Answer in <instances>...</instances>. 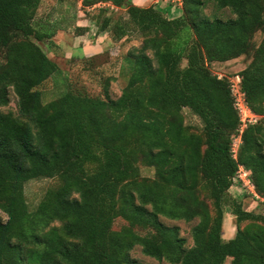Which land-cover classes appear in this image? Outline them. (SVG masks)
I'll use <instances>...</instances> for the list:
<instances>
[{
    "label": "trees",
    "instance_id": "1",
    "mask_svg": "<svg viewBox=\"0 0 264 264\" xmlns=\"http://www.w3.org/2000/svg\"><path fill=\"white\" fill-rule=\"evenodd\" d=\"M208 1L183 0L182 15L169 18L133 0H82L84 10L102 2L126 8L113 37L135 30L144 41L125 57L130 75L119 97L111 96L109 80L103 96L70 89L44 102L40 86L61 68L40 45L52 40L35 25L42 0H0V107L10 103L11 89L19 107L18 115L0 112V210L8 216L0 217V264H139L130 254L136 245L159 264H264V215L230 193L242 163L264 196V38L254 43L264 0H213L234 14L228 19L205 14ZM111 23L108 17L100 30ZM188 29L193 39L181 44L177 37ZM251 52L237 74L262 118L244 131L236 159L241 121L230 78L210 64ZM185 107L201 118L202 134L187 128ZM141 163L155 176H143ZM41 177L59 182L31 210L25 184ZM227 204L237 224L229 240ZM118 217L150 230H116ZM161 217L198 219L193 245Z\"/></svg>",
    "mask_w": 264,
    "mask_h": 264
},
{
    "label": "rangeland",
    "instance_id": "2",
    "mask_svg": "<svg viewBox=\"0 0 264 264\" xmlns=\"http://www.w3.org/2000/svg\"><path fill=\"white\" fill-rule=\"evenodd\" d=\"M138 0V4L144 3L145 6L155 5L168 16L170 6H175L176 10L180 7L183 11V0ZM204 13L211 17H219L222 19L233 18L234 14L229 8L220 9L217 7L213 0H209L204 8ZM43 15V16H42ZM42 17V18H41ZM108 17H112V23L108 27L111 31L114 24L122 25L123 21L127 18L126 8L120 10H106L104 8L96 7L92 10H84L81 6L80 0H42L41 6L38 10L35 25L44 31H61L72 32L77 31V27L87 25L90 28L87 40L91 41L92 45L101 47V54L88 62L81 65V60L77 62L75 59H67L63 55H58L61 71L54 74L47 80L40 89L43 92V101L49 102L55 98L63 95L67 90H75L78 92H85L93 96H103L105 93L104 87L110 80V93L111 96L117 98L121 95L123 88L127 84L130 75V64L125 58L127 53L134 47L142 45L144 41L143 35L139 31H131L128 36L123 37V42L114 43L109 41L104 45L107 38L106 32H101L100 27L105 23ZM83 22V23H81ZM101 34V36H99ZM113 34V33H112ZM106 35V38L105 36ZM264 38V28L259 29L254 36V43L259 45ZM193 33L191 30H185L177 37V40L182 44L191 43ZM43 48L47 47L45 42L40 43ZM101 45V46H100ZM253 52L249 55H243L229 61H215L210 64V68L214 74L221 78H231L241 71L250 63L253 58ZM4 60L3 54L0 55V61ZM187 65V59L184 58L182 66ZM0 112H11L15 115L19 114L18 97L15 92L10 90V103L6 106L0 107ZM185 124L191 132L202 134L203 122L201 118L194 114L190 108L185 107L183 110ZM262 116L260 115L261 120ZM141 173L143 176L154 177L155 169L145 164L140 165ZM57 178L41 177L29 180L25 184L26 199L31 210L37 208L39 203L44 198L46 192L58 184ZM201 196L206 197L207 190L201 189ZM233 197H237L244 207L255 213L264 215V202L260 199L255 200L253 194L248 192L241 184L235 186L230 192ZM236 195V196H235ZM264 197V196H262ZM210 208L214 212L212 201H208ZM0 217L6 221L8 216L0 210ZM225 222L226 231L225 239L237 233L236 216L233 213L231 205L225 206ZM161 220L170 226H179L180 234L186 238V246L189 248L193 245L192 227L199 221L195 219L187 222L185 220H173L166 217H161ZM146 223V222H145ZM248 222L242 223L245 226ZM62 223L57 221L55 226H60ZM116 230H134L140 234H146L150 230L149 224L133 225L129 220L124 217H118L114 223ZM131 257L138 260L139 264H159V261L153 257L147 256L142 252L140 245H136L130 252ZM230 258L227 259V264L230 263Z\"/></svg>",
    "mask_w": 264,
    "mask_h": 264
},
{
    "label": "crops",
    "instance_id": "3",
    "mask_svg": "<svg viewBox=\"0 0 264 264\" xmlns=\"http://www.w3.org/2000/svg\"><path fill=\"white\" fill-rule=\"evenodd\" d=\"M134 3L138 2V0H133ZM169 3H172L171 0H168ZM138 4V3H136ZM140 5V4H139ZM142 6H145L144 3H141ZM82 6V3H81ZM176 6V5H175ZM175 6H170L168 17L169 18H176L180 15H182L183 11H180V7H178L176 10L174 9ZM156 8H158L156 6ZM159 9V8H158ZM161 10V9H160ZM43 16V15H42ZM42 18V17H41ZM83 23V22H81ZM86 24V23H84ZM81 25V32L75 31V33L72 32H61L59 31H53L50 32L52 34V40L49 42H45L47 44L46 48H42L48 53V55L55 60L59 67L60 62L58 60V55H63L67 59H75L77 62L78 60H81V65L86 62V60H90L93 58H96L101 54V47L98 45H92L90 40H87L88 34L90 33V28L87 30H84L85 26L87 25ZM80 26L77 27V30H79ZM101 31V30H100ZM49 32V31H48ZM107 33V39L104 42V45L107 44L109 41H112L114 43H120L123 42V39H115L113 37V34L109 30L101 31ZM101 36V34L99 35ZM106 38V35H104ZM101 46V45H100ZM61 68V67H60ZM226 218V217H225ZM225 231H226V222L224 220V225H223V236L225 238ZM236 235V233L232 236H230L228 239L233 238Z\"/></svg>",
    "mask_w": 264,
    "mask_h": 264
},
{
    "label": "built area",
    "instance_id": "4",
    "mask_svg": "<svg viewBox=\"0 0 264 264\" xmlns=\"http://www.w3.org/2000/svg\"><path fill=\"white\" fill-rule=\"evenodd\" d=\"M82 3V0H80ZM181 2V0H180ZM182 4V2H181ZM109 6L111 9L120 10L118 6L112 5L111 3H98L94 6L87 7L88 10H92L96 7ZM242 77L240 74H236L234 77L230 78V89L233 97L235 98V105L240 115V127L238 128V133L235 134L232 144V152L234 158L238 159L239 150L243 142V133L250 126L258 122L260 116L252 109L251 105L247 101L246 93L242 90ZM241 184L245 189L253 194L254 199L264 202V197H262L258 192L256 185L252 178V172L244 164H239V168L234 177V184L230 188L231 192L235 186ZM236 196V195H235Z\"/></svg>",
    "mask_w": 264,
    "mask_h": 264
}]
</instances>
